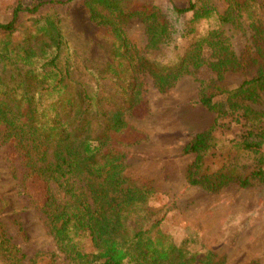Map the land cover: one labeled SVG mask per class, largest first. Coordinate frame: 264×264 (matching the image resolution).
Segmentation results:
<instances>
[{"label": "trees", "instance_id": "obj_1", "mask_svg": "<svg viewBox=\"0 0 264 264\" xmlns=\"http://www.w3.org/2000/svg\"><path fill=\"white\" fill-rule=\"evenodd\" d=\"M225 1L228 10L220 13L212 0H189L186 8L174 6L168 12L154 0H19L10 21L0 22V141L12 163L25 169L26 191L71 264H219L213 250L176 243L157 230L160 221L150 223L151 193L125 176L111 141L120 140V134L126 144L138 140L126 119L141 101L137 73L148 74L164 92L209 62L214 76L201 81L199 102L219 117L236 114L243 120L246 131L235 152L250 166L237 160L235 173L206 170L203 155L217 144L211 128L196 134L183 150L196 155L187 182L210 193L231 183L244 189L264 187V111L253 108L264 97V25H253L251 44L237 56L221 30L206 35L198 30L203 21L220 27L234 22L232 12L244 11L250 2ZM73 7L82 9L81 22L103 33L115 57L136 74L117 87L116 96L121 95L125 106L76 81L63 59L65 11ZM22 14L31 23L24 30ZM133 19L146 27L144 49L126 36ZM18 32L22 38L15 40ZM182 39L189 43L180 54ZM114 75L118 83L119 75ZM57 256L51 254V264ZM0 257L5 264L23 260L5 237H0Z\"/></svg>", "mask_w": 264, "mask_h": 264}, {"label": "rangeland", "instance_id": "obj_2", "mask_svg": "<svg viewBox=\"0 0 264 264\" xmlns=\"http://www.w3.org/2000/svg\"><path fill=\"white\" fill-rule=\"evenodd\" d=\"M18 1L0 0V22L10 21ZM212 1L220 13L228 10L225 0ZM154 2L168 12L174 6L186 8L189 0ZM80 10L73 7L65 11L69 20L64 26L67 47L63 59L69 61L76 81L125 106L121 95L116 96L117 87L127 85L128 78L136 74L128 69V62L115 57L112 42L103 33L81 22ZM245 10L232 12L235 18L232 23L220 27L216 21H203L198 30L204 35L221 30L240 56L251 44L253 25H264L261 0H250ZM29 18L28 14H22V30L31 24ZM191 18L192 13H188L187 19ZM125 30L134 45L139 49L146 47L148 35L140 20H131ZM21 38L22 32L14 35L15 40ZM188 43L189 40L182 39L177 52L184 53ZM205 55L210 60L209 50ZM122 63L125 67H121ZM209 65L208 62L193 69L194 74H185L164 92L155 87L148 74L137 73L142 83L141 101L126 119L129 127L139 134L138 140L126 144L120 134L117 136L120 140L111 141V148L123 161L125 176L150 191V223L160 221L157 230L176 243L187 241L194 249L213 250L219 264H264V187L244 189L231 183L218 193H210L190 187L187 182V170L196 155H186L183 150L196 134L211 128L217 144L203 155L206 170L225 168L235 173L237 160L250 166L247 158L239 159L235 152V144L246 131L243 120L236 114L219 117L199 102L201 81L214 76ZM115 73L119 75L118 83L113 80ZM253 108L264 111V97ZM24 172L19 162L12 163L8 158L7 148L0 141V237L17 246L23 256L22 264H51L53 253L58 254L56 264H71L58 251L45 216L26 191ZM0 264H5L2 257Z\"/></svg>", "mask_w": 264, "mask_h": 264}]
</instances>
